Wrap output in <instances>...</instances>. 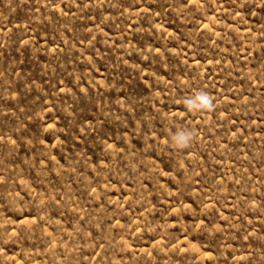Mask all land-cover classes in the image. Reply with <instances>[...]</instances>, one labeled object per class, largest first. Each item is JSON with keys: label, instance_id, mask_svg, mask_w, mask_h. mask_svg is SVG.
<instances>
[{"label": "rangeland", "instance_id": "374dc122", "mask_svg": "<svg viewBox=\"0 0 264 264\" xmlns=\"http://www.w3.org/2000/svg\"><path fill=\"white\" fill-rule=\"evenodd\" d=\"M0 264H264V0H0Z\"/></svg>", "mask_w": 264, "mask_h": 264}, {"label": "clouds", "instance_id": "9594fccd", "mask_svg": "<svg viewBox=\"0 0 264 264\" xmlns=\"http://www.w3.org/2000/svg\"><path fill=\"white\" fill-rule=\"evenodd\" d=\"M195 100L198 102V105H197L198 107L210 108L212 106L211 97L205 92L198 93ZM192 135H193L192 132H188L186 134L182 133L177 138V142L181 144H186L189 142Z\"/></svg>", "mask_w": 264, "mask_h": 264}]
</instances>
